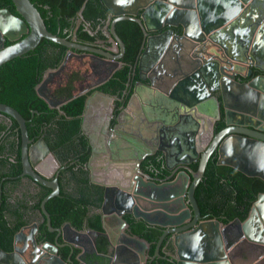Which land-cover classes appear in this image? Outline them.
Masks as SVG:
<instances>
[{
    "label": "water",
    "instance_id": "1",
    "mask_svg": "<svg viewBox=\"0 0 264 264\" xmlns=\"http://www.w3.org/2000/svg\"><path fill=\"white\" fill-rule=\"evenodd\" d=\"M101 1L113 17L106 35L112 36L119 45V55L51 33L31 0H12L19 16L8 9H0V67L35 50L43 39H47L71 50L60 70L53 71L55 74L64 70L68 60L85 58L89 53L91 60L106 67V77L98 79L93 86L98 87L122 67L120 61L126 47L116 32V24L135 21L140 25L144 39L135 64V75L139 78L132 97L135 102H131L128 109L135 104V131L139 127L138 136L147 135L146 149L152 152L136 153L134 162L114 158L112 154L104 155L98 140L107 132L109 116L113 113V108L109 107L114 106V100L103 94L89 98L82 131L91 147L88 165L91 182L104 188V201L99 210L104 232L80 231L70 223L53 228L46 203L61 193L58 177L51 180L59 163L42 140L44 156L49 157L51 163L48 166L47 161L37 167L39 171L47 169L36 175L27 156L26 119L15 108L0 103V113L14 118L21 128L26 174L52 190L43 200L41 209L49 231L57 233L55 243L39 244L38 226L33 224L23 228L15 236L13 251L0 249V264H67L58 255L60 248L79 249L84 256L88 243L92 253L98 254L97 239L100 236H105L109 247L116 251L115 257H108L110 264H122L117 260V255L122 252L132 256L131 260H126L127 264H146V250L150 249V244L126 232L122 234L123 239L119 230L109 224L110 218L123 220L124 215L162 229L155 257H161L164 240L173 235L175 255H169V259L176 264L264 263V193L258 195L244 222L236 219L229 224L217 219L203 220L195 197L215 152L218 165L232 167L250 178L264 181V74L254 77L251 70L247 75L248 82L235 80L237 74L242 76L240 72L247 68L245 64L264 73V0ZM5 41L12 44L4 47ZM72 50L84 53L77 55ZM90 67L91 70L98 68L94 63ZM53 72L37 88L38 96L50 108L68 102H55L45 94L44 89L51 82ZM143 88L150 91L151 99L144 94ZM126 114V111L121 114L119 124ZM221 114L225 128L215 134L214 125ZM138 119L145 123V130ZM104 123L106 126L101 131ZM95 128L97 131L93 132ZM102 148L113 151L111 145ZM156 152L164 154L170 171L173 169L169 162L173 157H179L178 154L184 153L182 158L187 157L189 161L179 162L188 164L181 166L184 171L175 180L170 181L176 171L167 178L168 182L153 180L144 175L140 166L146 157ZM193 159H200L197 171L189 167ZM125 226L128 228L126 222ZM229 232L234 235L232 247L221 240V234ZM240 247L245 249L239 256L245 252L247 259L243 257L238 262L234 252ZM79 264L89 263L81 261Z\"/></svg>",
    "mask_w": 264,
    "mask_h": 264
},
{
    "label": "trees",
    "instance_id": "2",
    "mask_svg": "<svg viewBox=\"0 0 264 264\" xmlns=\"http://www.w3.org/2000/svg\"><path fill=\"white\" fill-rule=\"evenodd\" d=\"M31 2L39 9V12L41 11L47 29L67 40H70L69 33L74 29L73 21L78 19L79 14H82L83 19L92 23L94 27L99 19H106L107 11L101 0H31ZM0 9H8L14 15L19 16L12 0H0ZM116 32L126 47L123 58L124 67L118 70L98 90L106 94L116 95L118 98L123 97L124 100L127 97L123 93L127 92V84L131 81V75L140 54L144 35L140 25L132 20L117 23ZM77 34L78 38L83 41L93 42L96 40L87 31L85 32L83 27L78 30ZM65 48L62 45L43 39L35 50L1 66L0 103L15 108L26 119L29 134L32 138L39 135L43 127H49V131L50 129L52 131L57 129L58 131V147H65L69 143L72 146L75 143L82 146V152H74V154L78 156L79 165L84 166L90 158L91 150L87 139L82 134V120L88 96L92 92L79 95V81L82 80L81 73L89 72L88 67L80 66V70H78L80 63L70 64L69 62V67L73 68L70 71L72 77L65 87L58 92L68 102L60 110L51 109L38 96L36 90V87L42 81L43 73L49 67L60 66L59 63L62 62L66 53ZM14 126L19 127L17 122ZM46 139L50 146L54 148V141L51 136L48 135ZM153 160L161 164L156 158ZM73 167L71 166L68 170L72 171V177L81 184L79 186L81 187V194L74 195L61 190L60 196L51 198V201L49 200V203H46V210L51 217V225L55 228H61L65 223H70L72 227L80 231L92 230L102 233L104 232L103 219L99 210H101L104 201L103 188L91 184L89 173L82 169H78L82 177L76 179L78 176L77 172L72 170ZM193 168L196 170L198 164H194ZM50 191L46 190L45 195L41 197L34 209H41V200ZM260 193H264L263 180L250 178L229 166H220L217 164V159L212 157L207 165L204 178L196 189L195 197L202 212L203 220L218 219L228 224L236 219L244 222ZM27 208V204L20 200L11 209H8L5 200L0 201V211L7 210L15 218V222L8 226L7 218L0 213V229H7V240L0 243V247L7 252L13 251L15 234L23 226L30 223V219H24V212ZM124 217L131 235L137 236L150 244L146 264H176L166 256L167 239L164 240L160 249L161 257H155L156 245L163 234L161 228L149 226L144 221L137 220L131 215H125ZM39 230L46 235L48 238L46 240L55 243L56 234L49 231L46 219L40 224ZM97 246L100 255H94L93 259L99 260V264H110L107 257L108 239L105 236L98 237ZM71 251L72 249L69 247L60 248L59 255L63 260L68 261L71 259V264H77V255L80 250H74L73 254H71ZM67 252L69 255H67Z\"/></svg>",
    "mask_w": 264,
    "mask_h": 264
},
{
    "label": "flooded vegetation",
    "instance_id": "3",
    "mask_svg": "<svg viewBox=\"0 0 264 264\" xmlns=\"http://www.w3.org/2000/svg\"><path fill=\"white\" fill-rule=\"evenodd\" d=\"M101 3H102V1H101ZM102 5H103V3H102ZM104 8H105V10H107L105 6H104ZM112 20H113V17L111 16L109 11L107 10L106 19L105 20L99 19L98 23L94 27L92 25V23L85 21L83 19L82 15L79 14L78 19L73 21L74 29L71 33H69V36H70L69 41L77 42V43L82 44L84 46L95 48L97 50H103L104 49V51H106V52H112L115 55H119V48H118L119 45L117 44L115 39H113L112 36L106 35V32L109 29L110 24H111V22H109V21H112ZM81 27H83V29L85 31H87L91 36L95 37L96 40L93 42L80 40L78 38L77 33ZM113 43H115V45ZM11 44H12L11 42L5 41L4 47L9 46ZM69 51H71V50L66 48V53L64 55L62 62L59 63L60 64L59 67H55V68L49 67L43 73L42 81L36 87V90L43 83V81L45 79L50 78V74H52L53 71L56 72V71L60 70V68L62 67V65L65 61L66 55L68 54ZM72 52L76 53L77 55H82V53H84V52H76L75 50H72ZM89 55H91V54L89 53L88 57L86 56L85 58L73 57L71 60H68L66 67L64 68V70H62L61 73L55 74V72H53L54 74L51 77L52 78L51 82L48 83L46 89H44V92L51 100H53L55 102L67 101L63 97H61L62 95H59L58 92L61 88L65 87L66 83L69 82V80L72 77V75H71L72 72H70V71L73 68L69 67V62H70V64L80 63L78 70H80V66H82V67L85 66V68L88 67L89 72H86L84 74L81 73L82 80L79 81V91L80 92L85 91L84 94H88V93L92 92L88 96V99L92 98L96 94H103L105 96H109L110 98H113V100H114V106L110 105V107H109V108H111V107L113 108V113H112V116H109L110 117V123L108 125L107 132H106V134H101L103 136V138L100 136L98 143L99 144L101 143L100 145H102V146L103 145H106V146L111 145L112 146V150H113L112 152L113 153L110 150H108V151L104 150V148H102V146H101V149H103V151H104V155L105 154L106 155L112 154L114 158L122 157V158H126V159H131L134 162L136 153H138V155H141L142 152H147V153L152 152L151 150L146 149V145H148V143L146 142L147 135H145L143 133L142 137L138 136L140 134L138 132L139 130H137L139 127H137L136 131H135V104L133 107H130L129 109L127 108V107H129L131 102H135V99H132V97L134 95V88H135L137 82H139L138 76L135 75V65H134L133 72L131 75V81L129 84H127V88H128L127 92L123 93V95H125L127 98H125L123 100V97L118 98V96H116V95L106 94L104 92L99 91L98 88L101 87L102 85H104L105 83L98 86V87H93L95 82L98 79L106 77V75L108 73H107L106 67H103L102 65H100L98 61L91 60ZM120 62L122 64L121 68H123L124 67L123 59ZM92 63H94L95 66L96 65L98 66L97 70H91L90 66ZM245 66L247 68L241 69V72H240L242 76L237 74L235 80L240 79L241 82H248L249 77H247V75L250 74L251 70L253 71L254 77L264 74L263 72L255 70L251 65L245 64ZM93 71H95V72L93 73ZM243 75L245 77H243ZM164 87H166V85H164ZM143 91H144V94H146V95L148 94V98L151 99L150 98V96H151L150 91L146 88H143ZM64 105L65 104H62L59 107L51 108V109L60 110L61 107ZM119 105H120V107H119ZM125 111L127 114H126L125 118L121 117V120H122L121 123L122 124L121 123L119 124L120 116ZM84 113H85V111H84ZM83 118H84V114H83ZM223 119H224V116H223V114H221L220 120H216L215 125H214L215 134H218L219 132H221L225 128V125L222 123ZM14 120H15L14 118L0 113V201L5 200L7 203L8 209H11L13 205L14 206L17 205L18 200L26 203L28 208L24 212V219H30V223L26 226H23L15 234V236L17 234H19L23 230V228L32 226L33 224H36L38 226V230H37V239L38 240L37 241L39 244H43V243L47 242L48 240H46V238H47L46 235L40 232L39 226L41 223H43L45 221L46 218L42 213V209H34V207L38 203V201L41 199V197L43 195H45L46 190H51V189L44 186L40 181L35 179L33 176L26 174L25 168H24V163H23V160H24V158H23V155H24L23 135H22V131H21L19 124H18L19 127L14 126L15 123L17 122L16 120L15 121ZM104 122H106V121H104ZM138 122H139V124H141L143 126V128L145 130V127H146L145 123L144 122L142 123V121H139V119H138ZM105 126H106V123H104V126L102 127L101 131L104 130ZM94 127H96V126L94 125L93 128ZM27 130H28V127H27ZM96 131L97 130L95 128L93 130V132H96ZM112 133H116V134H112ZM82 134H83V131H82ZM93 134L96 135L95 133H93ZM48 135H50L52 140L54 141V148H52L50 146L48 140L46 139ZM28 137H29V143L27 146V156H28L29 161L31 163L32 169L36 173V175L38 174V171H39L38 168L41 167V165L42 166L45 165V163L47 161H48V166L51 163L50 158L44 156V148L40 144L41 141L44 140L46 142L52 156L59 163V168L55 170V175H54V177L51 178V180H54L56 177H58L61 190H64L65 192H68V193H72L74 195L81 194V187H79L81 184H79V182L72 177V171L68 170L71 166L72 167L75 166V167H73L72 170L77 172L78 177L76 179L82 177L81 173L78 171V169H82L83 171H85V172L87 171L89 173L90 183L93 184L91 182V170L88 167L89 160L91 158V153H90V158H89L88 162L84 166L79 165L78 156L74 154V152H77V153L82 152V149H83L82 146L77 145L76 143H75L76 145L74 144L72 146L69 143L65 147H58V142H59L58 131H57V129H55L54 131H52L50 129V131H49V127H43L41 129L40 134L36 135L37 138L36 137L31 138V136L29 134V130H28ZM84 137L86 138L85 135H84ZM87 141H88L89 146H90V142L88 139H87ZM120 144H122V145L119 148L120 150H118V147ZM107 148H109V147H107ZM90 150H91V147H90ZM120 151L124 154L119 153ZM175 152H177V150H175ZM178 155H179V157H173L171 159V161L169 162V164L171 165V167L173 169L172 171L166 169L167 165L165 162L164 154L161 152H156L154 155L146 157L141 162L140 169L144 173L145 176H150L153 180H161L162 182H168L169 180L167 178L171 177L173 172L176 171L177 173H175V176L173 175V177L170 180V181H173V180H175V178L177 177V175L179 173L184 171L181 166L183 164H188V162H186V163H184V162L189 161L187 157L182 158L184 156V153L178 154ZM212 157H215L218 160V156L216 155V152H215V154H213ZM152 158L153 159L156 158V160L157 161L159 160L161 162V164L159 165L158 163L154 162V160ZM180 161H184V162L179 163ZM199 161H200V159H193V161L189 165V167L192 170L197 171L199 168ZM194 164H198V168L196 170L193 168ZM80 167H82V168H80ZM45 169H47V167H45L44 169L42 168L39 172H43ZM161 176H162V178H161ZM93 185H95V184H93ZM103 191H104V188H103ZM51 193H52V190L50 191V193L47 196H49ZM43 200H42V202H43ZM42 202H41V204H42ZM0 213L4 214V216L7 218V220H8L7 225L8 226H11V224L13 222H15V218H13L12 214L9 211L6 210V211L0 212ZM124 216H123V219H124ZM125 222H126L125 219L124 220H117L115 217H112L109 219L110 226L115 227L117 231L119 230L118 233H119V236L121 238H123L122 234L125 232L127 234L131 235L130 231H128L129 228H127L125 226ZM65 224H67V223H65ZM53 228H55V227H53ZM48 229H49V227H48ZM82 231H88V230H82ZM51 233H55L57 236L56 232H51ZM15 236H14V239H15ZM6 237H7V229L6 228L2 229V230L0 229V243H4L7 240ZM172 237H173V235H169L166 238L168 240V243L166 244L167 246L165 247L167 258H169V255H171V256L175 255V249H174ZM123 239H125V238H123ZM59 240H61V238ZM221 240H222V243H224V244L227 243L229 245V247H232L233 242H234V235L231 232H229L227 234H221ZM48 242H50V241H48ZM60 242L63 243L62 240ZM13 247H14V241H13ZM0 249L4 250L1 247H0ZM87 249L88 250L84 256L81 255L83 251L80 250L79 254L77 255V260H78L77 264H79L81 261H86L89 264H99L100 261L93 259V256L94 255H100V254L99 253L98 254L92 253L93 252L92 248L88 243H87ZM244 249H245V247H240L239 249H237L236 252H234V256H235L236 261L240 262L239 260H242L243 257H245L247 259V256H245V252H242V255L239 256L240 251H243ZM74 250H76V249H74ZM74 250L71 251V254H73L72 252H74ZM97 251H98V246H97ZM148 251H149V249L146 250V255H147L146 263L148 261ZM58 255H59V252H58ZM115 256H116V251L109 247L107 257L113 258ZM59 257H61V256L59 255ZM80 257H82V258H80ZM61 259H62V257H61ZM131 259H132V256L128 252H126V253L122 252L120 255H117V260H120L119 263H122V264L123 263L127 264L126 260L129 261ZM63 261H65V260H63ZM109 261H110V259H109ZM65 262L67 264H71L72 261H71V259H69L68 261H65ZM262 264H264V263H262Z\"/></svg>",
    "mask_w": 264,
    "mask_h": 264
},
{
    "label": "bare ground",
    "instance_id": "4",
    "mask_svg": "<svg viewBox=\"0 0 264 264\" xmlns=\"http://www.w3.org/2000/svg\"><path fill=\"white\" fill-rule=\"evenodd\" d=\"M49 6V5H48ZM39 10V9H38ZM107 11V10H106ZM41 12V11H40ZM53 13V12H52ZM63 15V14H62ZM44 18V17H43ZM46 22V21H45ZM47 25V24H46ZM86 32V31H85ZM65 36V35H64ZM70 37V36H69ZM54 45V44H53ZM66 49V48H65ZM104 50V49H103ZM60 60V59H59ZM107 86V85H106ZM105 87V86H104ZM124 90V89H123ZM115 93V92H114ZM90 95V94H89ZM130 97V96H129ZM119 107H120V105H119ZM128 108V107H127ZM63 109V108H62ZM68 111V110H67ZM66 112V111H65ZM68 113V112H67ZM72 113V112H71ZM52 117V116H51ZM15 121V120H14ZM39 122V121H38ZM44 122V121H43ZM31 123V122H30ZM41 123V122H40ZM39 123V124H40ZM223 123V122H222ZM111 126V125H110ZM27 127H28V125H27ZM219 128V127H218ZM67 133V132H66ZM20 135V134H19ZM19 137V136H18ZM32 138V137H31ZM67 141V140H66ZM21 146V145H20ZM69 149V148H68ZM89 151V150H88ZM86 154V153H85ZM160 165V164H159ZM22 167V166H21ZM159 168V167H158ZM167 169V168H166ZM159 170V169H158ZM160 172V171H159ZM162 172V171H161ZM177 173V172H176ZM159 175V174H158ZM175 176V175H174ZM15 177V176H14ZM161 178H162V176H161ZM83 180V179H82ZM9 181V180H8ZM42 201V200H41ZM51 201V200H50ZM59 201V200H58ZM68 201V200H67ZM4 202V201H3ZM55 202V201H54ZM71 202V201H70ZM49 203V202H48ZM63 203V202H62ZM47 205V204H46ZM59 205V204H58ZM201 205V204H200ZM49 206V205H48ZM63 206V205H62ZM59 208V207H58ZM49 211V210H48ZM1 212V211H0ZM57 213V212H56ZM86 213V212H85ZM50 214V213H49ZM201 214H202V212H201ZM1 215V214H0ZM215 215V214H214ZM60 216V215H59ZM57 217V216H56ZM55 217V218H56ZM54 218V219H55ZM125 218V217H124ZM207 219V218H206ZM70 220V219H69ZM89 220V219H88ZM124 220V219H123ZM59 221V220H58ZM57 222V221H56ZM61 222V221H60ZM59 222V223H60ZM54 227V226H53ZM42 231V230H41ZM45 232V231H44ZM55 237V236H54ZM48 239V238H47ZM38 240V239H37ZM54 240V239H53ZM9 242V241H8ZM68 253V252H67ZM67 255H69V253L67 254ZM67 259V258H66Z\"/></svg>",
    "mask_w": 264,
    "mask_h": 264
}]
</instances>
